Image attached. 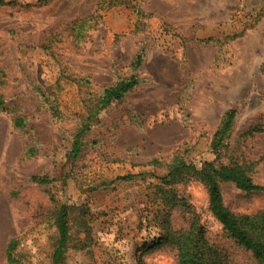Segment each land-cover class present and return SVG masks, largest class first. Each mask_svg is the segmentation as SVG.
<instances>
[{
    "label": "rangeland",
    "instance_id": "374dc122",
    "mask_svg": "<svg viewBox=\"0 0 264 264\" xmlns=\"http://www.w3.org/2000/svg\"><path fill=\"white\" fill-rule=\"evenodd\" d=\"M5 1L0 264H9L12 239L18 264H51L62 204L71 207L66 264H178L176 249L158 246L159 238L194 219L227 264H255L211 213L204 183L173 184L186 209H171L157 184L182 156L197 168L252 166L253 181L264 185V0ZM133 75L139 84L97 115L73 157L86 104ZM229 109L236 117L215 151L213 136ZM221 187L232 212L264 210V192Z\"/></svg>",
    "mask_w": 264,
    "mask_h": 264
},
{
    "label": "trees",
    "instance_id": "16d2710c",
    "mask_svg": "<svg viewBox=\"0 0 264 264\" xmlns=\"http://www.w3.org/2000/svg\"><path fill=\"white\" fill-rule=\"evenodd\" d=\"M46 3L49 0H39ZM14 3V2H9ZM5 0H0V6L5 5ZM144 59V54L137 55L134 66L139 68ZM140 80L136 76L119 80L114 85L105 88L100 95L94 97L86 108V115L82 119L77 131L74 133L71 155L76 157L84 146V136L95 122L97 115L115 101H120L131 91ZM0 109L4 110V98L0 95ZM237 110L229 109L223 116L221 123L213 136L212 146L215 151L224 143L229 134ZM15 127H22L24 120L17 116L14 119ZM250 133V132H249ZM251 134V133H250ZM151 163L158 164V160ZM252 166H244L235 162L223 163L207 161L197 168L189 164L182 156H176L168 164V172L157 184L158 192L171 209L181 205L185 209L189 207L185 198L180 197L172 188L173 184L183 182L191 178L199 179L208 190L209 209L213 216L221 223L228 238L250 252L255 264H264V210L252 214H236L224 203L222 184L233 183L238 189L247 192H264V185L257 184L251 177ZM132 176H121L120 179H130ZM33 181L39 184H49L51 180L46 176H34ZM71 207L62 204L54 216V225L57 231V242L51 255V264H66V254L72 240L70 226ZM170 227V224H167ZM18 244L17 239H12L7 248L9 264H18V259L13 252ZM168 244L177 251L178 264H227L224 255L221 254L209 242L206 230L194 219L187 229L172 231L159 238L158 246Z\"/></svg>",
    "mask_w": 264,
    "mask_h": 264
}]
</instances>
